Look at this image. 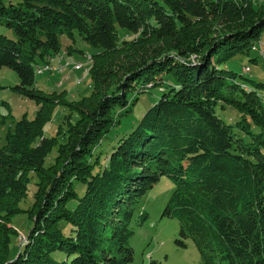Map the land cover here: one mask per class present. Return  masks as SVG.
Masks as SVG:
<instances>
[{
  "label": "trees",
  "instance_id": "1",
  "mask_svg": "<svg viewBox=\"0 0 264 264\" xmlns=\"http://www.w3.org/2000/svg\"><path fill=\"white\" fill-rule=\"evenodd\" d=\"M0 23L17 35L0 33V67L39 106L0 148V264H131L132 225L148 217L137 204L163 176L174 187L162 216L179 222L200 264H264V83L243 72L251 85L237 84L228 70L264 46V0H0ZM121 30L136 37L122 41ZM75 32L100 51L88 59L91 95L69 102L36 75L66 59L59 34ZM155 87L159 99L103 161L131 94ZM59 107L67 130L46 137ZM226 108L233 124L217 114ZM35 177L33 224L14 256L13 218Z\"/></svg>",
  "mask_w": 264,
  "mask_h": 264
},
{
  "label": "rangeland",
  "instance_id": "2",
  "mask_svg": "<svg viewBox=\"0 0 264 264\" xmlns=\"http://www.w3.org/2000/svg\"><path fill=\"white\" fill-rule=\"evenodd\" d=\"M17 3L20 0H5L6 4ZM0 33L10 39L17 40L15 31L3 23H0ZM121 40L127 38L132 40L136 36L130 33L120 31ZM59 42L61 53L69 52L66 59H61L52 62L53 68L49 72H44L42 75H36L37 87L46 93H53L54 91L67 93V99L76 101L83 97L90 96L93 91V80L91 78V64L92 60L88 63V57L98 53L99 48L93 47L88 44L77 33L74 37L67 34H59ZM260 42L264 45V30L262 32ZM256 52L250 54V58H256L254 62L249 61L248 58L236 59L234 62L228 64V70L232 71L235 75V83H251L247 82L240 75H243L244 68H249V73H246L244 78L252 81L254 84L264 83V54L263 48H255ZM264 47V46H260ZM192 58V57H191ZM193 60V58H192ZM80 63V69L76 70L74 65ZM66 64V70L60 71V65ZM85 65V66H84ZM162 83V88L168 80L165 76L158 78ZM20 80L17 73L7 67H0V114L5 117V123L0 125V148L6 144V136L9 127L15 124L26 116L32 120L36 117L39 106L34 100H29L18 95L13 88L19 85ZM160 97V91L157 87L149 89L146 93L136 95L132 93L131 107L123 111L120 117L119 125L113 128L108 137L103 141L101 146L102 160L109 155L111 147L117 143L121 138L127 136L134 128L142 116L152 107ZM136 100L134 101V99ZM264 105V100L262 101ZM120 113V112H119ZM69 112L63 107L56 109L53 120L45 128V136L53 137L57 134L62 135L67 130V125L64 122L65 116ZM217 114L226 122L233 124L237 120L234 112L229 111L227 108L223 111L217 110ZM117 116V114H116ZM62 125V126H61ZM61 126V127H60ZM64 141L63 138L60 139ZM57 155V148H54L48 156V160H53ZM108 160V158L106 159ZM36 177L32 182L30 191L26 199H24L20 207L24 212L16 215L13 218V226L17 231V236L12 238V255L19 254L21 242L29 234L32 227V220L29 218L27 211L33 203V195L36 191ZM172 181L163 176L153 186L152 189L139 200L137 204L136 213H147V219L138 225L136 222L132 225L133 236L130 244L133 249V262L131 264H148L153 261L156 264H200V254L190 239H181L179 237V222L175 219H169L162 216L163 209L167 200L173 190ZM84 187L78 186V191L83 194ZM181 240L185 247L179 246L176 241Z\"/></svg>",
  "mask_w": 264,
  "mask_h": 264
},
{
  "label": "built area",
  "instance_id": "3",
  "mask_svg": "<svg viewBox=\"0 0 264 264\" xmlns=\"http://www.w3.org/2000/svg\"><path fill=\"white\" fill-rule=\"evenodd\" d=\"M259 48H263V49H261V50H262V53L264 54V47H258V46H257V49H259ZM62 59H63V58H62ZM88 59H92L91 56H89ZM53 61H54V60H52V62H53ZM52 62H51L50 64L46 65V66H45L44 68H42V69L45 70V72H49V71H52V70H57L58 68H53V67H52ZM76 66H78V63L75 64V67H76ZM59 67H60V71H61L63 68H66V64H64V65L61 64ZM243 71H246V72L249 73V68L246 67V68L243 69Z\"/></svg>",
  "mask_w": 264,
  "mask_h": 264
},
{
  "label": "bare ground",
  "instance_id": "4",
  "mask_svg": "<svg viewBox=\"0 0 264 264\" xmlns=\"http://www.w3.org/2000/svg\"><path fill=\"white\" fill-rule=\"evenodd\" d=\"M80 66H81L80 63H79L78 66H76V67H75V65H74V67H75L76 70L80 69V68H81ZM41 69H42V68H41ZM64 69H65V68H63L61 71L63 72ZM44 71H45V70H44Z\"/></svg>",
  "mask_w": 264,
  "mask_h": 264
},
{
  "label": "crops",
  "instance_id": "5",
  "mask_svg": "<svg viewBox=\"0 0 264 264\" xmlns=\"http://www.w3.org/2000/svg\"><path fill=\"white\" fill-rule=\"evenodd\" d=\"M264 57V56H263Z\"/></svg>",
  "mask_w": 264,
  "mask_h": 264
}]
</instances>
